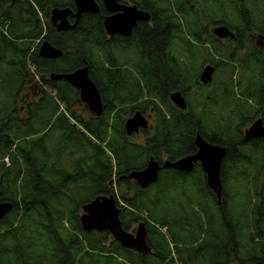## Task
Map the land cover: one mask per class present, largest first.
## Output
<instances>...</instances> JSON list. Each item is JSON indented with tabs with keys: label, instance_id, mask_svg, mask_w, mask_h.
Listing matches in <instances>:
<instances>
[{
	"label": "trees",
	"instance_id": "16d2710c",
	"mask_svg": "<svg viewBox=\"0 0 264 264\" xmlns=\"http://www.w3.org/2000/svg\"><path fill=\"white\" fill-rule=\"evenodd\" d=\"M97 1L98 13H84L70 30L60 31L51 22L52 9L76 11L74 0H0V56L9 59L0 61V123L28 91V75L41 76L48 88L40 111L35 107L30 118L35 129L25 120L21 132L0 134V202L13 204L0 220V264H264V138L244 141L245 128L257 117L264 120V48L257 46L264 35V0H131L154 17L153 28L139 38L107 35L108 12ZM218 25L228 26L235 37L217 38L212 28ZM43 40L59 47L62 56L41 57ZM205 62L217 71L231 69L205 86L199 81ZM16 66L22 81L12 88L11 76L20 80ZM84 66L102 97L99 116L76 112L83 106L79 90L49 78ZM179 90L187 96L186 110L170 99ZM195 95L201 97L198 103ZM137 110L155 116L154 133L145 132L144 143L131 142L125 129ZM42 116L44 125L43 119L36 125ZM0 129L10 132L1 124ZM197 133L227 148L221 204L197 170L224 232L207 246L199 241L204 227L197 212L182 207L181 219L174 205V220L182 226L176 233L164 213L151 208L159 206L165 177L191 174L163 168L147 188L127 177L151 157L173 161L195 153ZM240 182L244 189H238ZM111 193L126 230L135 232L144 220L151 253L123 247L107 230L82 228L83 206ZM210 248L218 254L202 259Z\"/></svg>",
	"mask_w": 264,
	"mask_h": 264
},
{
	"label": "water",
	"instance_id": "95a60500",
	"mask_svg": "<svg viewBox=\"0 0 264 264\" xmlns=\"http://www.w3.org/2000/svg\"><path fill=\"white\" fill-rule=\"evenodd\" d=\"M76 11L72 8L55 7L51 12V22L60 31H68L78 23L84 13L95 14L100 11L97 0H74ZM106 9L111 12L104 19L105 31L109 35L119 33L129 35L138 20H148L151 15L139 9L136 5L121 4L118 0H102ZM74 19V22L72 20ZM212 32L218 38H234L235 33L226 25H218L212 28ZM39 54L45 58H59L62 50L51 44L48 40L41 42ZM215 67L206 65L200 74V82L208 84L213 79ZM52 80L63 79L80 90L81 99L88 105L89 109L96 115L102 114L104 110L100 91L89 75L88 66L81 67L71 72H53L50 74ZM170 99L180 109L186 110L188 103L181 91L170 94ZM149 128V122L145 114L136 111L125 120V129L128 136L139 133L140 130ZM256 138H264V120L259 117L244 130V140L249 141ZM197 151L193 154L183 156L177 160H159L151 157L147 165L142 169H136L128 174V178L134 180L142 188H147L159 180L160 171L163 168H173L179 171L190 172L196 163H200L206 174L207 186L221 202L223 182L221 169L223 160L227 154V148L220 144L206 140L200 133L195 138ZM2 188L0 186V195ZM13 208L10 201L0 202V220L3 219ZM80 220L82 228L89 232L92 230L109 231L112 237L123 247L136 250L142 254L152 251L147 242V229L144 221L139 222L134 233L126 230L120 218L121 208L114 194L97 195L93 200L83 206Z\"/></svg>",
	"mask_w": 264,
	"mask_h": 264
},
{
	"label": "rangeland",
	"instance_id": "374dc122",
	"mask_svg": "<svg viewBox=\"0 0 264 264\" xmlns=\"http://www.w3.org/2000/svg\"><path fill=\"white\" fill-rule=\"evenodd\" d=\"M176 45L179 46L178 44H176ZM208 52H209V50H208ZM206 53L207 52L205 51V55H206ZM200 62H201V60H200ZM194 64H196V63H194ZM205 64H207V63L205 62ZM225 64L226 63L224 62L223 65H225ZM204 65H202V67H204ZM202 67L200 66L199 71L202 70ZM225 69H224L225 71L230 72L231 68H230V66L226 65ZM225 71H222V70L216 71L215 72L216 79L222 78L224 76L222 72H225ZM235 93L238 96H242L240 89H238V88H236ZM195 96H196V98H194V101L196 103H198V101L201 99V97H198L197 95H195ZM248 101L250 104H254L255 99L249 97ZM148 113H150V112H148ZM149 130L150 131L148 132V134L152 135L154 133V127L152 126ZM144 139H145V134L141 133V134H138L134 137H131L130 141L136 142V143H141V142L144 143ZM9 161L10 160L7 159V162H9ZM87 169H88V167L85 168V171ZM178 177L179 178H176V179L171 178V177H168V178L165 177L163 179L164 194L161 197L160 202H158L159 206H156V204H153V205H151V208H153V211H158L157 209L159 208V212L164 213L162 215V217L168 221L169 226H171L172 229L174 230V232H176V233L180 229L177 227V226H179L178 222H175V220H174V219H178L177 215H175L172 212L174 205H176V208L179 207L181 219L183 218V214L181 211L182 207H183V209H188V211L190 213L192 211L197 212L201 218V221H202V224L204 227V231L202 232V234H200V238H199L200 239L199 241L202 242L201 245H203V246H207V245H211V244L215 245L214 238L216 237L217 232H219L221 234V236H223V237H224V232L220 228V218H221L220 215L213 213L210 209L211 205L213 203V200L210 197V195L208 194L202 173L200 171H195L194 173H192L189 176L180 175ZM262 179H263V177H262ZM244 183L245 182H242V183L240 182L238 189L239 188L242 189V187L244 189V187H245ZM115 195L118 198L117 190H115ZM243 199H244V196L239 198V200H243ZM169 201H176V204L171 203ZM211 214L219 217V219H218L219 221H217L216 219L214 220V217ZM143 216L146 217V219H148V217L145 214ZM179 227L181 228L182 226H179ZM131 232L134 233V231H131ZM180 233H182L181 234V237H182L183 232L181 231ZM223 240H224V238H223ZM217 254H218V252L216 250L210 248V251L206 255H204V257H202V259L210 260V259H213Z\"/></svg>",
	"mask_w": 264,
	"mask_h": 264
},
{
	"label": "flooded vegetation",
	"instance_id": "af4514ba",
	"mask_svg": "<svg viewBox=\"0 0 264 264\" xmlns=\"http://www.w3.org/2000/svg\"><path fill=\"white\" fill-rule=\"evenodd\" d=\"M119 1V0H118ZM244 1V0H243ZM121 4H126V5H136L135 3H133L131 0H126V1H119ZM245 2V1H244ZM139 9L143 10V11H146L142 8H140L139 6H137ZM106 9V7H105ZM107 10V9H106ZM108 14H112L111 12H109L107 10ZM148 12L151 17L150 19L148 20H138L136 22V24L133 26L132 30H131V33L127 36L125 35H122V34H119V33H115L113 35H109V36H119V37H128L131 35V37H140L142 34H145L147 33L146 32V29L147 28H153L154 26V17L152 16V13L150 11H146ZM106 15V16H107ZM105 16V17H106ZM51 17V16H50ZM104 17V19H105ZM51 19V18H50ZM53 24V23H52ZM55 26V25H54ZM56 27V26H55ZM105 28V27H104ZM217 37V36H216ZM218 38V37H217ZM229 38V37H228ZM220 40H226L227 38H219ZM44 41V40H43ZM42 41V42H43ZM41 45V44H40ZM257 46L259 48H264V35H261L260 38L258 39V42H257ZM40 55V54H39ZM41 56V55H40ZM42 57V56H41ZM45 58V57H44ZM49 59H53V58H49ZM9 61V59H7V56H0V61ZM16 61H18V59L16 58L15 61H13V63H16ZM208 64H212L211 62H207V64L204 65V67ZM215 67V70H214V74H213V79H214V76H215V72L217 71L216 69V66L213 65ZM202 67V69L204 68ZM21 70V67L20 66H16L15 68V74H18V72H20ZM202 71V70H201ZM12 72V70H11ZM10 72V75H13L12 73ZM201 74V72H200ZM19 75V74H18ZM20 76V80H17L18 79V76L14 78V76H11V79H12V83L11 82H8L7 84L9 85V87H12V86H15L16 88H18L21 84V81H22V76ZM50 78V76H49ZM51 79V78H50ZM212 79V81H213ZM27 82H28V91L26 92V94H20L19 97L17 98V100H14L13 104H12V107L9 109V111L4 115V120L2 123H0L1 125H3L4 127H8L10 129V132L8 131H4L3 129H0V134L1 135H4V134H8V133H12V132H21V129H22V123L25 122V120H29L31 121V126L35 129V125L32 123V121H35L34 119L30 120V118L33 116L34 114V111H35V107H36V112L38 113L40 111V108H39V105H41L44 101L43 99L45 98V91L48 90V88L46 86L43 85L42 87V77L39 76V75H35L34 73L30 74L27 76L26 78ZM199 81H200V76H199ZM212 81L208 84H203L202 82H200L201 84L205 85V86H209L211 85ZM13 88V87H12ZM76 88V87H75ZM78 89V88H77ZM79 90V89H78ZM180 91V90H179ZM182 92V91H181ZM182 94L185 96V99L188 103V100H187V96L185 95V93L182 92ZM79 96H80V90H79ZM102 98V97H101ZM81 99V97H80ZM172 101V100H171ZM81 102L83 104V106H77L75 107V111L76 112H79L81 111V113H83L84 115L88 116V115H92V116H99V115H96L95 113H93L88 105L81 99ZM103 102V101H102ZM173 102V101H172ZM174 104V103H173ZM175 105V104H174ZM176 106V105H175ZM51 107V104L50 102L48 101V104H47V113H48V109ZM138 111V110H137ZM101 115V114H100ZM147 119H148V122H149V128L146 129V130H140L139 133H135L131 136H128L129 139L131 137H134L138 134H145V139H146V133H148L150 130V128L153 126L154 127V120H155V116L153 114V112H150V113H147L145 114ZM130 117V116H129ZM3 118V117H2ZM71 120L73 121V118L70 117ZM43 119V120H42ZM42 120V121H41ZM41 121V122H40ZM46 121V118L44 116H42L39 120H36V125L40 122L42 123V125H44ZM153 121V122H152ZM254 122V121H253ZM252 122V123H253ZM251 123V124H252ZM251 124H249L247 127H249ZM246 127V128H247ZM245 128V129H246ZM48 130V127L45 128L42 132L40 133H35L33 134V136L37 137L43 133H45L46 131ZM146 132V133H145ZM144 139V142L146 141ZM256 139H260V138H256ZM256 139H252V140H256ZM245 141V140H244ZM251 141V140H249ZM143 143V142H141ZM186 156V155H185ZM183 157V156H182ZM181 158V157H180ZM165 160H169L166 156H164L161 160H159L161 163H163V161ZM177 160V159H176ZM174 161V160H173ZM200 167V168H199ZM202 169L200 163H196L195 166H194V169L190 172H187V171H179L180 173H187V174H192L194 173L195 171ZM204 173V177L206 178V174L205 172L203 171ZM207 181V180H206ZM217 198V197H216ZM218 201V200H217ZM219 204H221V202H218Z\"/></svg>",
	"mask_w": 264,
	"mask_h": 264
}]
</instances>
